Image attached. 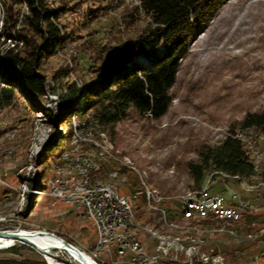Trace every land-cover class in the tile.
Here are the masks:
<instances>
[{
	"label": "rangeland",
	"instance_id": "rangeland-1",
	"mask_svg": "<svg viewBox=\"0 0 264 264\" xmlns=\"http://www.w3.org/2000/svg\"><path fill=\"white\" fill-rule=\"evenodd\" d=\"M48 1L55 7L68 5L75 10L62 12L59 17L72 34L54 54L43 59L47 92L36 104L18 90L6 97L0 85V229H47L74 246L82 244V249L77 248L85 249L88 255L90 250L96 251L92 223L64 211L66 203L51 189L47 193L48 182L52 188L56 170L62 166L64 154L69 153L82 155L76 162L68 159L74 168L72 174L82 161L101 163L100 168L90 167L91 176L113 183L128 196L140 223L174 236L158 213V204L171 217L180 214L181 195L198 185L189 162L198 160L199 148L221 143L231 129H241L240 121L247 112L264 108V0H227L193 35L171 88L172 103L160 119L129 109L113 123L101 121L93 108L80 110L79 100L65 112L62 96L69 86L84 87L96 78V67L101 64L97 55L104 53L100 49L108 51L134 42L151 23L150 16L139 10L130 19V7L138 5L126 0ZM27 9L16 6L19 25ZM6 10L0 0L1 19ZM88 11L94 15L87 18ZM13 41H9L11 45ZM0 48L4 50V44ZM256 146L253 151L247 145V150L261 171L264 142ZM207 172L201 186L209 184L226 198L239 193L251 206L239 222L214 221L218 230L211 225H198V230L193 223L176 227L181 241L188 245L207 238L210 245L198 246L197 254L213 253L216 250L210 248L214 245L211 242H219L216 249L221 250L222 261L218 264H264V178ZM254 182H260V187L254 188ZM147 187L169 198L158 204L149 202ZM141 236L149 250L159 240L148 233ZM39 249L16 239L13 245L0 249V260L47 264ZM179 255L187 257L185 251Z\"/></svg>",
	"mask_w": 264,
	"mask_h": 264
},
{
	"label": "trees",
	"instance_id": "trees-1",
	"mask_svg": "<svg viewBox=\"0 0 264 264\" xmlns=\"http://www.w3.org/2000/svg\"><path fill=\"white\" fill-rule=\"evenodd\" d=\"M2 1L7 10L4 18H0V44L5 46L4 50L0 48V85L6 97L18 90L36 104L47 92L43 59L54 54L66 36L72 34L67 31L68 25L60 21V14L75 10L68 5L55 7L48 0ZM226 1L142 0L141 5L131 6L130 19L136 11L143 10L151 23L127 46L100 49L104 53L97 55L101 64L96 67V78L84 87L69 86L61 100L64 111L71 110L79 100L80 110L93 108L99 119L107 123L126 116L129 109L160 119L172 103L171 88L182 60L189 53L191 38ZM23 5L28 11L19 25L16 6ZM93 15L91 11L86 14L87 18ZM13 40L16 42L11 45L9 41ZM240 124L241 128L253 127L264 132V108L247 112ZM189 170L197 187L210 170L219 175L227 173V177L264 178V167L257 170L244 143L230 133L217 145L203 144L198 160L189 162ZM0 264L46 263L3 259Z\"/></svg>",
	"mask_w": 264,
	"mask_h": 264
},
{
	"label": "bare ground",
	"instance_id": "bare-ground-1",
	"mask_svg": "<svg viewBox=\"0 0 264 264\" xmlns=\"http://www.w3.org/2000/svg\"><path fill=\"white\" fill-rule=\"evenodd\" d=\"M127 1L134 3L136 5H141L142 3V0H126V2ZM141 11L143 14H145L143 10ZM230 134L234 135L239 139L244 140L253 151L255 147H257L256 145L258 139L261 142H264V132L258 131L254 128L235 129L233 133L230 132ZM63 158L64 161L62 166H59L58 169L56 170L58 171V175L55 176V179H53L52 181L53 186L51 188V193L55 194L60 199H62L64 203H66L67 201L68 205L74 206L75 199H78L79 195H89V191H93V190L113 189V192H115L116 194H120V198L122 199L125 205V213L126 215H129V218L121 219V227H111V231H107V238H114V235H120L124 238L137 237V239L139 240L137 245L134 246V253H125V251L107 250L104 244L101 242V238H104L105 236V221L104 219H102V217H95V223L93 224V229L95 233V239H94L95 247L93 248L96 251L92 252V250H90L91 253L89 255L93 257L96 261H112L110 264H141V263L156 264V262H162V261H170L171 264H218L220 261H222L221 254H219L221 253V250L216 249L219 248V242L218 243L211 242V244L214 245L210 248H214L216 250L213 253L209 251V252H202L197 254L198 250L204 247L203 245H210V243H208V239L200 238L199 240H196L197 243L193 242L195 244L190 243L186 245L184 242L181 241L180 236L182 235L177 234L178 231H176V227L177 228L185 227L193 223L194 227L198 230H199L198 225L200 226L211 225L213 226L214 230L215 229L218 230L220 228L214 227L213 224L214 221L216 223H219L221 220L223 222H233V223L239 222L241 218H243L242 216L244 212L247 209H249L248 204H239L238 207L235 209V205L232 203H226V207L219 208L215 202H206V210L208 211V214H198L197 212H181L180 214H178V220L176 221L168 220V216L160 214L162 215L164 222L171 227L169 231L174 236H171V234H167V233L160 234L158 233L155 227L140 223V221L134 215L132 203L129 197L123 193H120L117 190V187L113 183L105 182L101 179V177L100 178L93 177L91 176L90 173H80L81 170L84 169V166L100 168L101 163L97 164L96 162H92V163L88 162L86 164V162L82 161L74 171L73 175L75 176H70L69 178H66V185H72V186L71 187L61 186L60 179H62V172L66 174H72L74 169L73 166L70 165V162L68 163L69 158H66L64 156ZM150 190L153 189L149 187L146 188V196L149 202L153 201ZM196 190L197 188H193L192 190L186 191L184 194L181 195V199L190 196L191 201H198V192H196ZM165 198L167 197L163 196L160 193V200ZM231 212H235V213L231 214ZM81 217L85 218V216H81ZM30 230H27L24 227L15 229V231L18 232L20 237L31 236L33 239H35V241L38 244L36 246L49 256V259L52 264H59V262L51 257L50 253H52V250L50 247H46V246H51V245L71 246L80 255L87 257V255L85 254L86 253L85 249L80 250L81 248L80 249L77 248V246L72 245L70 242L64 240L62 237L56 234H53L51 232H43L44 235H42L41 231H38V229L36 231L33 230L30 231ZM203 230H209V229H206L205 227V229L203 228ZM142 232L144 234L145 233L151 234L152 236L157 237L159 239L157 243L154 244L155 246H153L152 250H149L147 247H145L144 237L141 236ZM181 233L183 234L185 233V231L184 232L182 231ZM185 235L188 236V234ZM190 236H194V235H190ZM15 240H16L15 237H13L12 235L0 234V249L13 245L15 243ZM198 241L200 242V244H198ZM52 242H56V243L53 244ZM200 245L201 248L197 250L198 246L200 247ZM183 251H185L187 254V257L185 258H181L179 255L180 252Z\"/></svg>",
	"mask_w": 264,
	"mask_h": 264
},
{
	"label": "built area",
	"instance_id": "built-area-1",
	"mask_svg": "<svg viewBox=\"0 0 264 264\" xmlns=\"http://www.w3.org/2000/svg\"><path fill=\"white\" fill-rule=\"evenodd\" d=\"M258 144H261V141L258 139ZM247 149V145H245ZM64 157L70 158L72 161L81 160L82 155H73V154H64ZM80 173H92L89 166H84V169ZM70 176H75L73 174H65L62 172L61 186L66 185V178ZM240 180H242L240 178ZM260 187V182H254V188ZM51 189V183L48 182L47 193ZM196 192H198V201H191L190 196L180 199L179 205L181 206V212H197L198 214H208L206 210V202H215L218 207H226V203H233L235 209L239 204H248L251 206L248 199L241 198L239 193H232L231 197L226 198L220 192L214 191L211 189L210 185H203L197 187ZM152 195L153 203L158 204L160 200V193L156 190H150ZM169 196H167V199ZM237 199L234 201V199ZM64 211H71V213L78 214L80 216H85V219L89 220L92 225L95 223V217H102L105 221V236L101 238V242L104 244L107 250L114 251H125V253H134V246L137 245V237L124 238L120 235H114V238H107V231H111V227H121V219L129 218V215L125 213V205L120 198V194L113 192V189H104V190H93L89 191V195H79L78 199H75L74 206H67V201L65 204ZM158 213L168 216V220H178V213L174 214L173 217L169 216L167 209H162V206L158 204ZM235 212H231L234 214ZM33 231H36L30 228ZM41 234L43 232H51L47 229H41ZM94 232V231H93ZM56 234L55 232H51ZM58 235V234H56ZM95 235V233H94ZM59 236V235H58ZM64 238V237H63ZM65 239V238H64ZM66 240V239H65ZM67 241V240H66ZM55 244L56 242H52ZM33 244V243H31ZM38 248L35 244H33ZM75 245V244H73ZM79 248L82 249V244H76ZM39 249V248H38ZM40 250V249H39ZM51 257L59 262V264H86L82 260L76 258L70 254L67 250L61 247H52ZM44 257L46 258L47 264H52L49 256L40 250ZM87 254V253H85ZM88 255V254H87ZM90 257V255H88ZM91 258V257H90ZM93 259V258H91ZM95 261V260H93ZM97 264H110L112 261H95ZM143 264V263H141ZM156 264H171L170 261L156 262Z\"/></svg>",
	"mask_w": 264,
	"mask_h": 264
},
{
	"label": "water",
	"instance_id": "water-1",
	"mask_svg": "<svg viewBox=\"0 0 264 264\" xmlns=\"http://www.w3.org/2000/svg\"><path fill=\"white\" fill-rule=\"evenodd\" d=\"M0 234L12 235L16 239H22V240H25V241H29L31 243H35V245H38L37 242L35 241V239H33L31 236L20 237L18 232L15 231V229H0ZM40 244H42V243H40ZM46 247H50V248H52V247H61V248L65 249V250H67L69 253H71L76 258H78V259L82 260L83 262H85L86 264H97L88 255H87V257L80 255L71 246H67V245H61V246L60 245H51V246H46Z\"/></svg>",
	"mask_w": 264,
	"mask_h": 264
}]
</instances>
